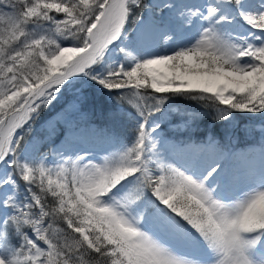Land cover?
<instances>
[{
    "label": "snow or ice",
    "instance_id": "snow-or-ice-1",
    "mask_svg": "<svg viewBox=\"0 0 264 264\" xmlns=\"http://www.w3.org/2000/svg\"><path fill=\"white\" fill-rule=\"evenodd\" d=\"M83 85L130 108L49 123L43 152L34 126ZM176 98L225 133L194 140ZM257 113L264 0H0V264H264V143L257 166L221 142Z\"/></svg>",
    "mask_w": 264,
    "mask_h": 264
},
{
    "label": "rangeland",
    "instance_id": "rangeland-1",
    "mask_svg": "<svg viewBox=\"0 0 264 264\" xmlns=\"http://www.w3.org/2000/svg\"><path fill=\"white\" fill-rule=\"evenodd\" d=\"M134 26V25H133ZM86 86V85H83ZM79 88H69L67 89L58 102L54 103V106L49 108L43 113V116H46L45 119L41 120L34 126L38 131L43 134V141L38 144V147L42 149L43 152H48L49 147L47 146L51 140H57V147H60L59 143L62 140L60 136H51L47 135V132L50 131L49 123L57 128L59 131L62 128H66L68 125L65 121H71L72 126L77 130V132H82L85 129L91 128L102 129V128H111V124L108 121L107 113L113 106L121 109H128L130 106L126 103H122L120 100L115 97L108 98L107 96L100 97L99 94H95L91 97L88 96L89 104H92V101L95 102L97 106V110L103 109L105 112V125L100 126L97 123L89 122L84 126V121L79 120L78 117L81 116L82 112H80V105L77 102V98L80 96ZM88 95V94H87ZM172 103L173 108L179 107L181 109H188L194 113H198V119L196 122V126L192 127L190 130V134L193 135V139H199L204 136V134H211L215 132L217 134V139H220L221 135L225 133L226 129L222 126L221 122H217L214 119V115L212 111L206 106L207 101H193L188 99L176 98ZM75 106V107H74ZM223 107V106H221ZM79 109V111H77ZM104 114V113H103ZM237 116L243 117H251V119H237L232 122V124L228 127L227 132L228 135L224 136L221 140L222 143H226L229 146V149L236 153H256L257 159L256 164L259 165L258 159V151L259 145L264 143V140L261 139L260 130L264 128V120L261 119L260 114H236ZM76 125V126H75ZM208 128H214L210 132ZM121 134H128L130 132V128L127 126H120L119 128ZM165 130L167 133H173L174 129L171 126L165 125ZM26 134V139H27ZM32 133L29 135L31 136ZM37 140H40V137H36ZM88 141L95 142L97 144H103V140L97 137H89ZM77 143H84L83 138H78L76 140ZM87 146V144H86Z\"/></svg>",
    "mask_w": 264,
    "mask_h": 264
},
{
    "label": "trees",
    "instance_id": "trees-1",
    "mask_svg": "<svg viewBox=\"0 0 264 264\" xmlns=\"http://www.w3.org/2000/svg\"><path fill=\"white\" fill-rule=\"evenodd\" d=\"M85 90L87 91L88 96L91 95V97H92L93 95L96 94L95 89L94 88L89 89L88 85L82 86L81 89H79V93H82ZM97 106H98V104H97ZM97 106L95 105V102L92 101V104L88 103L87 105L80 107V112H82V114L80 117H78V119L84 121L82 126H84L86 123H89V122L97 123L100 126L105 125V122H106L105 121V116H106L105 112L103 109L97 110ZM45 118H46V116H43V114H42L41 120H43ZM208 129L210 132H212L211 130L214 128H211V129L208 128ZM30 134L31 133H29V135ZM29 135H27V136H29Z\"/></svg>",
    "mask_w": 264,
    "mask_h": 264
}]
</instances>
